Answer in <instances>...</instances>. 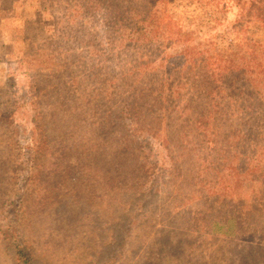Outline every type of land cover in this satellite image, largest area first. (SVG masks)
<instances>
[{
	"label": "rangeland",
	"instance_id": "rangeland-1",
	"mask_svg": "<svg viewBox=\"0 0 264 264\" xmlns=\"http://www.w3.org/2000/svg\"><path fill=\"white\" fill-rule=\"evenodd\" d=\"M168 8L185 36H208L213 32L217 51L231 53L234 49L235 36L230 26L235 23H230L229 9L217 0H173ZM16 28L11 46L5 45V33L0 36V89L8 68L4 58H9V54L17 66L19 62L43 65L38 71L37 114L45 116L47 144L42 154L46 159L33 162L40 174L34 175L30 192L22 197L29 175V137L23 117L16 115L14 107L11 115L16 128L12 130L7 122L0 125V206L12 196L14 202L20 200L21 235L45 263L84 264L94 260L107 241L105 226L116 219L128 194L142 189L143 181L140 175L126 170L131 165L122 164L126 152L119 139L121 129L111 128L110 122L102 124L105 120L116 124L118 106L96 107L81 88H73L74 92L59 88L57 96L52 93L48 65L53 63L46 59L51 52L49 39L57 25L52 19L51 1L41 0L29 9L17 20ZM247 33L257 46H264V30L256 22L249 24ZM24 69L22 65L20 70ZM57 78L58 74L52 80ZM23 79L24 76L17 79L20 89L26 86L20 83ZM181 80H175L173 87L179 88L174 90L175 95L183 94L179 100L182 103L188 101V96L184 94L185 78ZM199 84L192 81L190 88ZM253 101L249 99L240 105V99H233L231 110L224 113L226 118H242L253 110L245 108ZM29 102H24L25 106ZM6 106L10 107L11 102L0 90V112ZM179 112L185 117L190 109L181 107ZM170 124L174 126L175 121ZM98 126L102 129L98 130ZM226 126L216 123L210 139L198 142L201 147L186 139H170L171 128L165 123L161 130L150 129V133L157 129L156 137L149 133L147 142L162 148L167 156L166 166L169 165L159 185V208L155 218L141 217L131 244L117 264H264V162L256 163L255 175H247V157L252 146L258 145L256 140H251L246 127L241 125L234 138L223 140L221 154L206 156L202 161L205 148L208 153L212 151L215 132ZM186 129L189 126L182 128V132ZM191 132L196 133L195 128ZM233 151L243 159H234ZM225 154L232 157L226 159ZM135 171L139 174L137 168ZM255 176L259 179L254 180ZM167 236H173L183 248L178 250L177 244L174 251ZM193 239L196 242L190 246ZM0 264H11L1 240Z\"/></svg>",
	"mask_w": 264,
	"mask_h": 264
},
{
	"label": "trees",
	"instance_id": "trees-1",
	"mask_svg": "<svg viewBox=\"0 0 264 264\" xmlns=\"http://www.w3.org/2000/svg\"><path fill=\"white\" fill-rule=\"evenodd\" d=\"M40 1L0 0V36L6 34L3 39L6 46H11L15 38L17 20ZM49 1L52 19L57 25L49 39L51 52L46 59L53 63L48 65L52 93L57 96L59 88L72 92L73 88H81L86 98L95 101L96 107L118 106L120 112L116 124L112 120L102 121V124L105 126L110 122L111 128L121 129L119 139L126 152L122 164L125 167L131 165L126 170L140 175L143 181L142 189L131 191L116 219L105 226L107 241L101 245L94 260L84 263L117 264L131 244L141 217L155 218L158 212L159 185L169 165L166 166L167 156L162 148L147 142L152 127L161 130L165 123L171 128L170 139H186L201 147L202 143L198 142L210 139L216 123L227 125L215 132L212 151L208 153L205 148L203 161L206 156L221 154L223 140L234 138L244 125L250 139H255L258 144L252 146L247 157L250 162L247 175H255L256 163L264 162V130H261L264 121V46H257L247 33L249 24L255 22L264 30V0H217L219 5L229 9L230 23H235L230 26L235 36L231 53L214 48L216 34L213 32L208 36H185L179 22L169 12L168 4L173 0ZM61 14L64 17H60ZM60 18L64 20L59 23ZM210 43L212 46H208ZM11 55L4 58L8 68L0 89L11 106L0 112V125L7 122L12 130L16 128L11 115L14 107L16 115H21L25 123L30 156L26 157L29 175L21 191L23 197L30 192L34 175L40 174L38 165L33 162L46 159L42 154L47 144L46 121L45 116L37 114L38 71L43 65L37 62L36 66H30L18 61L17 66ZM22 65H25L23 72L20 70ZM56 74L58 80L53 81ZM22 76L24 79L20 83L26 86L20 89L16 83ZM183 77L188 101L181 103L183 94L175 95L174 90L179 88L173 84L175 80L181 82ZM25 78L29 80L26 82ZM192 81L200 84L191 89ZM233 99H240V105H245L249 99L255 100L245 107L253 110L234 121L226 118L224 113L231 110ZM27 100L30 102L25 106ZM181 107L190 109V114L181 116ZM172 120L174 126L170 124ZM186 126H189L188 131L182 132ZM193 128L196 133L191 132ZM101 129L98 126V130ZM156 132L157 129L150 135L156 137ZM233 156L243 159L234 151ZM231 157L225 154L226 159ZM20 168H23L22 163ZM257 179L259 176L254 177ZM13 197L0 206V240L4 254L11 264H47L21 235L20 200L14 202ZM215 230L219 231L218 228ZM167 237L168 245L174 251L177 244H180L178 250L183 248L173 236ZM193 242L196 239L189 245Z\"/></svg>",
	"mask_w": 264,
	"mask_h": 264
}]
</instances>
